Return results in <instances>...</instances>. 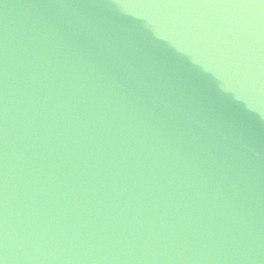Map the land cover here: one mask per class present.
<instances>
[{"label":"water","instance_id":"95a60500","mask_svg":"<svg viewBox=\"0 0 264 264\" xmlns=\"http://www.w3.org/2000/svg\"><path fill=\"white\" fill-rule=\"evenodd\" d=\"M0 264H264V0H0Z\"/></svg>","mask_w":264,"mask_h":264}]
</instances>
